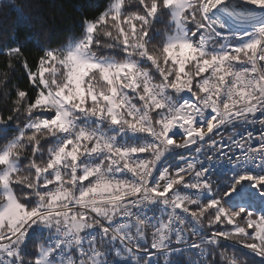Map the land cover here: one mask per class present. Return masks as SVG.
<instances>
[{"label":"snow or ice","instance_id":"snow-or-ice-1","mask_svg":"<svg viewBox=\"0 0 264 264\" xmlns=\"http://www.w3.org/2000/svg\"><path fill=\"white\" fill-rule=\"evenodd\" d=\"M129 3L106 0L67 47L0 28V93L14 96L0 108V264H40L45 237V264H86V230L125 220L154 248L203 222L264 260V0ZM18 63L31 90L4 91ZM176 148L184 162L157 168Z\"/></svg>","mask_w":264,"mask_h":264},{"label":"trees","instance_id":"trees-1","mask_svg":"<svg viewBox=\"0 0 264 264\" xmlns=\"http://www.w3.org/2000/svg\"><path fill=\"white\" fill-rule=\"evenodd\" d=\"M106 0H4L0 1V28L7 29L9 35L13 31V25H16L20 31L18 32L19 39L24 40L25 35L31 33H43L47 38L46 47L59 48L67 47L80 39L83 30L82 20L94 18L100 11L103 10V5ZM15 7H21L27 16L26 21L17 23V13ZM128 10L135 12L137 9L134 6V0L128 4ZM158 28L163 30V25H158ZM100 38L106 40L102 33ZM30 51L27 53L28 62L34 64L41 54L35 47L29 45ZM98 54H104L113 50L94 49ZM7 70V65L3 57H0V79H3L4 73ZM35 70V69H33ZM8 89L4 91H12L14 93L16 87L22 90L30 91L31 84L28 82L26 74L18 63L14 71L9 72ZM13 97L5 98L3 93H0V108L11 102ZM198 202H203V197L198 199ZM200 223V234H211V230ZM98 229V227L91 228ZM87 229L86 231H90ZM186 231V227H182ZM150 233L149 229L140 228V234L143 236L146 244L144 247L150 248ZM47 237L43 240H38V243L43 247ZM110 242V241H108ZM112 242V241H111ZM105 243L97 244V248L104 249L107 247ZM234 253H245V264H264V260L255 256L247 249H241L239 245H234L232 241H223L215 238L211 242H199L198 244L171 252L169 255H152L140 257L137 262H129L128 257L119 258V255H109L104 264H177V261H182V264H228L237 256Z\"/></svg>","mask_w":264,"mask_h":264},{"label":"built area","instance_id":"built-area-1","mask_svg":"<svg viewBox=\"0 0 264 264\" xmlns=\"http://www.w3.org/2000/svg\"><path fill=\"white\" fill-rule=\"evenodd\" d=\"M253 15L255 18H259L261 16H264V12L253 8ZM245 39L247 38L245 37ZM203 75L206 76L208 75V73L206 72ZM258 127L259 126H257V130ZM225 135H227V133H225ZM188 151L189 150L185 148H176L174 150L169 149V151L165 152L161 159L157 161L156 167L159 168L161 166V163L166 160L168 161V164L166 165L168 167L171 166L172 162H174L176 165H180L184 162L181 158L182 155L184 156V158H186ZM198 162L199 161H197V163ZM250 168L251 166L249 165V169ZM247 170L248 169H245L243 171ZM256 171L259 170H253L252 174L254 175ZM237 174L238 173H228V176L231 179ZM243 183L248 184L249 181H244ZM141 227L142 226L133 225L125 220L123 223L118 224L115 227H109L108 229L103 231L100 227H98V229H91L90 231H86L93 237V245L84 249V251L87 253L86 264H94V261L97 258H101L102 256L118 255L124 252H128L130 255L127 260L135 263L139 260L140 257L143 256L169 255L171 252L192 247L199 242H211L216 238L214 234H200L199 228L201 226L199 221H196L193 224L186 226V231L183 230L182 227H174L169 235V238L164 241L163 247H153L154 244H158V237L151 232L149 241L150 248H146L144 247L146 242L143 236L140 234ZM48 242L49 241L47 239L46 243ZM73 242L74 241L71 239V234H68L64 237L63 243L66 246H71ZM51 243H55L57 244V246H59L60 241L52 240ZM102 243H105L104 246L107 244V247H105L104 249L96 247L97 244ZM83 263L85 264L84 260L81 261V264ZM4 264H8V261L5 260Z\"/></svg>","mask_w":264,"mask_h":264},{"label":"rangeland","instance_id":"rangeland-1","mask_svg":"<svg viewBox=\"0 0 264 264\" xmlns=\"http://www.w3.org/2000/svg\"><path fill=\"white\" fill-rule=\"evenodd\" d=\"M0 1H4V0H0ZM120 232V231H118ZM91 249V248H90ZM47 251L48 249H45V248H41V259H40V264H45L46 262V259H47ZM119 258H123V257H128L130 256L128 252H124V253H120L118 254ZM107 256H102L101 258H97L95 261H94V264H104L106 263L107 259H106ZM130 262V260H128ZM84 264V263H83Z\"/></svg>","mask_w":264,"mask_h":264}]
</instances>
